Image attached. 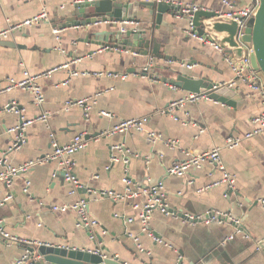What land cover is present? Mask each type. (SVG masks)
<instances>
[{
  "label": "crops",
  "instance_id": "obj_1",
  "mask_svg": "<svg viewBox=\"0 0 264 264\" xmlns=\"http://www.w3.org/2000/svg\"><path fill=\"white\" fill-rule=\"evenodd\" d=\"M75 1L80 0H0V31L9 22L20 23L44 8L49 13L47 20L11 33L0 44V88L8 77L22 78L25 73L36 75L57 68L38 80L45 95L42 104H36L31 92L21 89L0 94V160L5 157L11 169L23 171L12 174L15 197L7 195L3 180L0 181V227L11 237L33 242L91 250L105 246L108 256L115 255L128 264H179L180 261L183 264H264V205L260 201L264 197V133L247 137L258 128L253 120L262 113L260 94L237 77L223 50L187 33L191 22L186 16L179 17L181 11L165 13L161 24L156 26V14L140 6L138 17L142 21L124 25L152 32L161 44L162 54L186 62L183 65L154 57L151 65L181 67L196 77L232 84L229 86L241 95L234 106L202 99L168 112L172 102L190 92L137 73L149 66L153 56L109 50L89 41H79L85 38V28L59 30L53 26L52 23H62L55 19ZM111 1L195 5L227 15L250 2L229 0L231 7L224 0ZM121 25L103 22L88 29L103 32ZM72 62L75 63L71 70L62 68ZM74 70L87 74L72 76ZM98 72L104 75H95ZM85 99L88 116L85 106L69 104ZM13 104L19 113L11 110ZM46 113L45 122L40 117ZM131 119H146L144 129L130 128L105 135ZM20 121L30 122L24 129L25 142L10 151L17 137L12 129L21 125ZM149 133L162 138L150 141ZM52 134L59 144H68L80 134L90 135L87 146L70 155L69 160L77 181L97 190L87 193V209L99 222L96 231L101 241L91 238L89 228L78 226L79 218L74 210L53 209L82 198L78 189L73 192L72 183L63 175V159L46 160L53 151ZM231 137L240 138V146L229 148ZM173 140L177 142L174 146L170 145ZM119 144L134 155L129 163L121 158ZM215 148L220 149L226 172L235 176L233 183L227 182L224 173L211 162L189 168L184 176L168 174L167 169L176 162ZM25 166L28 169L22 170ZM125 174L139 187L163 182L161 192L170 210L177 215L156 210L150 216L149 226L160 238L143 230L140 214L147 201L143 194L132 199L106 198L99 194L101 191L125 194ZM216 182L219 183L204 189ZM211 211L238 216L243 230L217 219L189 222L181 216H205ZM21 251L19 246L0 241V264H16Z\"/></svg>",
  "mask_w": 264,
  "mask_h": 264
},
{
  "label": "water",
  "instance_id": "obj_2",
  "mask_svg": "<svg viewBox=\"0 0 264 264\" xmlns=\"http://www.w3.org/2000/svg\"><path fill=\"white\" fill-rule=\"evenodd\" d=\"M111 0H80L75 1L68 7L62 16L55 20L61 21V24L52 23L57 29H65L71 27H81L86 29L85 38H79V41L91 42L99 47H106L107 49H116L119 51H127L134 54H141L143 56H153L158 59H164L169 62H180L178 58L171 55H165L161 52V44L146 29L139 27L126 26L124 23L136 24L142 21L138 17V8L144 6L150 9V13L156 14V26L161 24L163 15L165 13L174 14L175 11H183L186 4H171L167 2H159L157 4L153 2L137 3H118ZM64 9V8H63ZM65 10V9H64ZM186 18L191 22L194 32L210 37L215 41L223 52L232 59L237 66H244V58L249 57L251 65L264 82V0H260L259 6L253 13L252 17L247 20L243 26L240 20L243 19L241 15L229 16L209 9H198L194 13L187 15ZM122 23V25L116 29H110L103 32L90 31L88 27L98 23ZM5 41H0V44ZM74 58H79L74 56ZM180 64L185 65L183 60ZM190 66V65H189ZM136 69V68H134ZM138 71V70H134ZM143 76H152L156 80L165 82L169 86H175L190 93H205L209 99L218 101L221 103L235 105V102L241 98V95L237 91L221 83H216L207 77H196L189 71H184L180 67H171L165 64H154L148 68L139 69V72ZM22 123V121H20ZM90 135H87L85 139H89ZM22 146L23 143H20ZM120 156L127 163L134 157L129 151V148L119 144ZM15 150L11 148L10 151ZM7 153H5V156ZM111 157L114 156L111 153ZM68 158V156H65ZM0 166L3 167V171H10L11 168L6 162V158L0 160ZM0 172L1 173H3ZM23 173V171H17L14 175ZM14 175L10 174L7 180H3V185L7 191V195L14 196L16 192L12 188ZM63 175L66 172L63 170ZM1 181V179H0ZM149 185L142 186L147 189ZM97 191L94 188L83 185L78 188V192L81 198L86 202H89L87 193ZM233 193V189H229V195ZM228 195V196H229ZM103 197L109 198L108 194ZM155 198V197H154ZM155 212V209L151 212V215ZM143 214L148 216L146 209L143 210ZM183 218L185 214H181ZM208 219L219 220L232 224L236 229L242 231L243 228L239 225V217L236 215H227L226 213H220L211 211L205 216H202L199 220L193 221H206ZM151 218L147 220V230H149L153 236L160 238V234L155 232L150 226ZM228 237V235H227ZM18 239V238H17ZM98 239L102 238L98 235ZM1 242L6 244H13L19 246L21 251V257L16 261V264H128L120 260L115 255L108 256L105 246H101L99 252L88 248H74L72 246H64L60 244L50 242H33L29 240L21 241L20 239H6L1 238ZM168 241V240H165ZM172 244L171 241H168ZM224 244V240L222 241ZM173 245V244H172ZM183 262L180 261L179 264ZM231 264H241L240 262H231ZM245 264V263H243Z\"/></svg>",
  "mask_w": 264,
  "mask_h": 264
},
{
  "label": "built area",
  "instance_id": "obj_3",
  "mask_svg": "<svg viewBox=\"0 0 264 264\" xmlns=\"http://www.w3.org/2000/svg\"><path fill=\"white\" fill-rule=\"evenodd\" d=\"M224 3L231 6V7L233 6V4L231 2H229V0H224ZM259 3H260V0H250L248 6L244 7L243 9H240L236 12H231L228 15L229 16H234L237 14L241 15L243 17V19L240 20V23L244 26L246 24L247 20H249L252 17L253 13L255 12L257 7L259 6ZM198 9H200V8L195 6V5H186L185 9L182 12H180L179 17L190 15ZM48 14H49L48 10L46 8H44L41 13L34 15V16H31V17H28L20 23L11 24L9 22L8 26L0 31V41L8 40L11 33L18 31V30H21L25 26H31V25L37 24L43 20H47ZM187 33L191 37L203 40L205 42H208V43L212 44V46H214L216 49L222 51L220 46L215 41H213L210 37H207V36L205 37V36H202V35L194 32L192 24L190 25V28L187 31ZM153 60H154V57H150L149 66L151 65ZM226 60L233 67L237 77L248 82L250 84L251 88L254 91H256L257 93H259L260 96L262 97V102H263L262 113L253 120L258 125V128L255 130V132L249 134L247 137H251L253 134L264 133V82L262 81V79L258 75L257 71H255L253 69L249 57L244 58V66H242V67L237 66L236 63L232 59H230L229 56H227V55H226ZM75 62L64 64L62 66V68H65L67 70H71V65L74 64ZM189 67H191V65ZM55 70H57V68H55L53 70H48V71H45L43 73L36 74V75H31L29 73H25V75L22 78L8 77V78H6L5 85L2 88H0V94L5 93V92H10L14 89H21L24 91L31 92V94L33 95V98H34V102L36 104H42L45 101V95L43 92V87L38 82V80L43 75L47 76ZM86 74L87 73L81 72L78 70H74L71 72L72 76L86 75ZM105 74H109V73L107 72ZM88 75H91V74H88ZM95 75L102 76V75H104V72H98ZM229 85L231 86L232 84H228V86ZM202 99L208 100L209 97L205 93H189L187 96L172 102L167 111L173 112L177 108L184 106L188 102L196 103ZM69 104L70 105L76 104V105H80V106H85L86 99L85 100H79L76 102H69ZM11 110L15 111L16 113L20 112V110L17 108L16 104H13L11 106ZM85 110H86V112H85L86 116H88V107L85 106ZM102 115L107 116V115H109V113L108 112H102ZM40 119H42L43 121L46 122L48 119V113L41 116ZM145 122H146V119H143V120H136V119L127 120V121H124V122L116 125L111 131L105 132L106 133L105 135H111V134H115L118 132H124L130 128H134L137 131H142L144 129ZM28 123H30V122L29 121L28 122H22L21 125H18L12 129L13 132L17 133L16 141H15V144L12 148H15V149L19 148L21 146L20 143L25 142L24 129ZM51 136H52V142H53V151L51 152V154L46 156V160L47 161H55V160L63 159L62 162H63V166H64V171L66 172V175H65L66 179L72 183L73 192H75L76 189H78L82 186V184H80L77 181V179L75 178V176L73 175V164L69 160V156L73 155L77 151L85 148L87 146L88 142L86 141L83 134L77 135L68 144H59L58 142H56L54 135L52 134ZM148 138L150 141H152V140L155 141V140L162 138V136L159 134H155V133H149ZM176 143L177 142L174 140L170 141V145H172V146H174ZM240 144H241L240 138L231 137L228 139V147L229 148L238 147V146H240ZM65 156H68V158H65ZM206 162L214 163L224 173L225 180L229 183H233L235 176L226 172L225 166H224V164L221 160V157H220V149L219 148H215L214 150H212L210 152H205L203 154L190 157L187 160H180V161L176 162L175 164H173L171 167H169L167 169V172L171 176H184L189 168H191L193 166L200 167L203 163H206ZM27 169H28L27 166L22 168V170H27ZM16 171L17 170H15V169H11L8 172L7 171L3 172L0 174V179L1 180H7L8 176L10 174H15ZM123 181L126 184L125 194H122V195L116 194L115 192H112V191H110V192L101 191L99 194L102 197L105 194H108L109 196H112L116 199H126V198L132 199L136 196H139L140 194L141 195L143 194V196L145 198H147L146 199L147 201L144 202V204H143V210L146 209L148 214H149L148 216H145L143 214V211L140 214V218L142 219L144 231H146V229H147V220L151 216V212L154 209H155V211L159 210L160 212L165 213V214L177 215L176 212L170 210L169 205L167 204V202L165 200L164 193L161 192L162 188H163V182L162 181H159L157 183L149 185V187L147 189L136 186L135 184H133L132 180L130 179V177L127 174H125ZM218 183L219 182L209 184L204 189L215 186ZM260 201L264 205V197L261 198ZM135 207H137V205ZM53 209L59 210V211L74 210L78 214V218H79L78 223H77L78 226L89 228L91 238L94 240H96L98 238L99 233H98V231H96V228L99 226V222H98V220H96L95 218H93L90 215V213L87 209V202L85 200H83V199L79 200L78 202L71 204V205L65 204L63 206H54ZM185 215H186V219H188L189 222H196L193 220H199L202 217V216H198V215L195 216L192 214H185ZM210 220H214V219H208L205 222H210ZM128 221L132 222V219H128ZM1 238L18 240L16 237H11L10 234L8 232H6L2 227H0V239ZM20 240L25 241L22 239H20ZM135 240L138 241V238H135ZM139 247L141 250H143L141 244H139ZM95 251L99 252L100 249H96Z\"/></svg>",
  "mask_w": 264,
  "mask_h": 264
}]
</instances>
